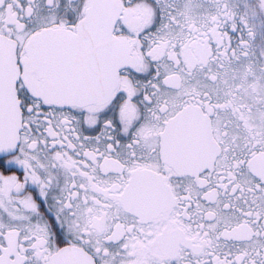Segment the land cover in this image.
Here are the masks:
<instances>
[{
	"label": "snow or ice",
	"instance_id": "6c2138e0",
	"mask_svg": "<svg viewBox=\"0 0 264 264\" xmlns=\"http://www.w3.org/2000/svg\"><path fill=\"white\" fill-rule=\"evenodd\" d=\"M0 264H264V0H0Z\"/></svg>",
	"mask_w": 264,
	"mask_h": 264
}]
</instances>
